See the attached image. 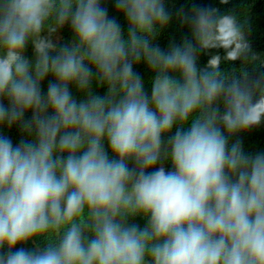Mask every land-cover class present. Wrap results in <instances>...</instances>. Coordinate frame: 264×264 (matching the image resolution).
Masks as SVG:
<instances>
[{"label": "clouds", "instance_id": "9594fccd", "mask_svg": "<svg viewBox=\"0 0 264 264\" xmlns=\"http://www.w3.org/2000/svg\"><path fill=\"white\" fill-rule=\"evenodd\" d=\"M173 15L0 0V128L21 134H0V264H264V152L230 142L264 123V54L247 11L200 4L175 13L191 39L162 48Z\"/></svg>", "mask_w": 264, "mask_h": 264}, {"label": "trees", "instance_id": "16d2710c", "mask_svg": "<svg viewBox=\"0 0 264 264\" xmlns=\"http://www.w3.org/2000/svg\"><path fill=\"white\" fill-rule=\"evenodd\" d=\"M166 7L174 13L173 20L170 22L169 26L162 30L160 35L155 39L154 43L159 44L162 48H167L168 44L170 42L179 44L181 42V39L184 37H187L191 39L189 30L186 25H183L180 23L175 16V13L183 7L186 11L191 8L192 4H200V5H211L218 7L221 12H234L237 14H240L244 11H247L248 20L249 23L245 27V32L247 36V40L251 45L252 51L258 53V54H264V0H229L228 4L221 5L219 3V0H165ZM109 7V12L112 14V4L109 3L106 5ZM126 32V29H125ZM61 36V42L62 43H68L70 40V32L67 28L63 30V32L60 34ZM219 51L221 55H223V50H210V53ZM26 56L31 57V45H29V49L25 53ZM209 58V55H206L204 53L200 54V60L199 64L201 67L204 66L207 59ZM240 61L235 62H225L221 65V68L225 70L228 73H231L233 69H236L240 65ZM138 71L141 72V75L144 78H147L150 76V73H148L143 65H140L139 68H137ZM264 70V69H261ZM260 71V70H258ZM50 79V78H49ZM48 78L43 83L45 91L47 86ZM95 92H98L100 95H104V89L103 88H96L95 84L93 85ZM146 88H149V94H150V85L146 84ZM74 96L79 99L78 95L75 93L73 89ZM31 113L26 114V118L30 117ZM175 131V128L173 129V132ZM0 134H6L10 135L13 139V143H17L21 137V134L19 132L18 127H14L11 130H6L3 128H0ZM241 139L243 143L244 150L246 152L255 153V152H264V123H262L259 127L251 129L244 133L237 134V137H233L232 141L234 142L235 139ZM111 155V154H110ZM131 167V163L129 164ZM165 168L167 170H171V165L168 162H165ZM131 222H134L138 224L141 228H143L147 221L145 218L142 217H135L133 218ZM36 244L43 248L46 246L45 241H36ZM25 247L26 249H32L33 248V242H28L24 245H17L16 248L19 247ZM16 248L13 249V251L16 250ZM0 251L6 252L7 249H0Z\"/></svg>", "mask_w": 264, "mask_h": 264}]
</instances>
